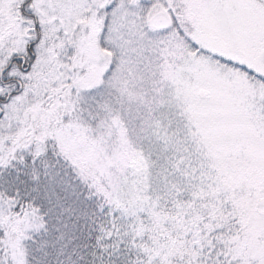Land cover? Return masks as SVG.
Segmentation results:
<instances>
[{"label": "snow or ice", "instance_id": "obj_1", "mask_svg": "<svg viewBox=\"0 0 264 264\" xmlns=\"http://www.w3.org/2000/svg\"><path fill=\"white\" fill-rule=\"evenodd\" d=\"M0 264H264V0H0Z\"/></svg>", "mask_w": 264, "mask_h": 264}]
</instances>
